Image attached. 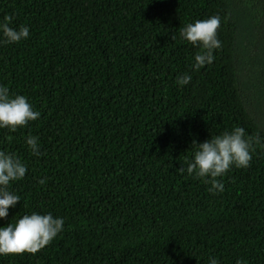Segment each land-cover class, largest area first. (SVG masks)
<instances>
[{
    "label": "trees",
    "instance_id": "1",
    "mask_svg": "<svg viewBox=\"0 0 264 264\" xmlns=\"http://www.w3.org/2000/svg\"><path fill=\"white\" fill-rule=\"evenodd\" d=\"M6 14L30 35L0 44V85L40 116L0 129L27 167L0 226L32 212L65 223L0 264H264V0H0ZM210 16L221 47L193 70L201 49L179 29ZM236 126L252 159L213 194L186 171L192 143Z\"/></svg>",
    "mask_w": 264,
    "mask_h": 264
},
{
    "label": "clouds",
    "instance_id": "2",
    "mask_svg": "<svg viewBox=\"0 0 264 264\" xmlns=\"http://www.w3.org/2000/svg\"><path fill=\"white\" fill-rule=\"evenodd\" d=\"M13 17L4 15L0 19V44H15L28 39L30 32L27 26L11 27ZM220 26L218 16L196 20L185 24L179 29L182 40L193 47H199L191 65L193 70H199L210 65L214 59L213 53L221 47L217 37ZM190 74L179 75L175 83L179 87L191 81ZM40 113L33 109L24 95H9V89L0 85V129L15 132L29 122L39 118ZM25 143L34 156H40V146L34 136H27ZM196 148L192 158L187 162L186 171L189 175L205 179L210 183L209 191L213 194L223 191V183L218 177H223L232 167L247 168L252 159V142L245 135L243 127L236 126L231 131H224L211 136L201 143H193ZM183 172L185 169L180 168ZM27 172L26 165L15 154L0 150V220L8 217L10 208H15L20 197L10 191V184L20 181ZM44 184L45 178L38 179ZM65 220L51 213L39 214L32 212L24 214L15 222L0 226V255H15L22 253L35 254L48 245L64 230ZM207 264H219L215 257H209ZM240 264V261H237Z\"/></svg>",
    "mask_w": 264,
    "mask_h": 264
}]
</instances>
